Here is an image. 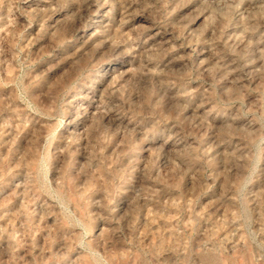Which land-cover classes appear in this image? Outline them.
I'll return each instance as SVG.
<instances>
[{"label":"rangeland","instance_id":"1","mask_svg":"<svg viewBox=\"0 0 264 264\" xmlns=\"http://www.w3.org/2000/svg\"><path fill=\"white\" fill-rule=\"evenodd\" d=\"M0 264H264V0H0Z\"/></svg>","mask_w":264,"mask_h":264}]
</instances>
